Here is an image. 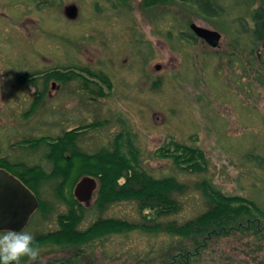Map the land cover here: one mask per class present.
<instances>
[{
    "label": "rangeland",
    "instance_id": "374dc122",
    "mask_svg": "<svg viewBox=\"0 0 264 264\" xmlns=\"http://www.w3.org/2000/svg\"><path fill=\"white\" fill-rule=\"evenodd\" d=\"M192 24L220 33L219 45L211 47L195 34V44L182 39L194 33ZM63 67L83 79L51 82L50 95L28 116L34 99L26 94L34 88L20 81ZM82 69L105 75L110 87ZM41 76L37 86L42 88ZM121 123L133 136L142 167L155 178L201 180L202 175L176 172L170 160L159 157L170 140L194 144L210 162L204 176L223 193L264 205V170L244 159L248 152L264 155V41L253 53L236 47L217 23L178 0L151 8L142 0H0L1 157L18 160L21 140L76 129L82 132L77 146L84 152L111 148ZM29 157L24 156L27 162ZM42 164L50 171L47 161ZM80 173L73 169L68 175L65 198L74 197ZM182 202L183 211L172 218L178 222L206 209L203 196L192 189ZM103 217L142 223L134 202L111 206ZM51 225L57 228L55 217ZM179 243L166 234L139 230L114 234L95 242L79 262L90 261L92 250L91 264H162L169 247ZM73 255L71 249L54 248L41 251L36 261L61 263ZM191 264H264V238H216Z\"/></svg>",
    "mask_w": 264,
    "mask_h": 264
},
{
    "label": "trees",
    "instance_id": "16d2710c",
    "mask_svg": "<svg viewBox=\"0 0 264 264\" xmlns=\"http://www.w3.org/2000/svg\"><path fill=\"white\" fill-rule=\"evenodd\" d=\"M142 1L145 8H151L166 0ZM178 1L193 6L204 19L217 23L231 36L236 47L253 53L264 41V0ZM191 34L186 37L182 34V39L195 44L196 34ZM63 68L37 72L42 75L44 90H47L51 80L68 82L74 78L83 79L76 70ZM82 72L110 87L105 75L89 69H82ZM97 89L101 93V87L97 86ZM94 126L97 124L89 127ZM77 130L54 138L24 140L20 143L21 151H18L19 158L15 161L0 155V169H7L19 176L39 200V209L25 228L34 236V244L41 251L59 248L74 252L72 259L61 263H38L25 257L20 264H80L81 257L88 254V248H93L95 242L136 230L153 235L166 234L180 240L176 249L174 244L169 247L162 264H191V258L216 238L234 234L264 238V205L242 196L227 195L204 176L208 174L210 162L200 146L170 140L159 150V157L170 160L176 172L203 176L195 182H180L174 176L155 178L142 167L140 151L124 125L122 131L116 133L111 148H101L92 153L84 152L77 146L82 136V132ZM85 130L82 129L83 132ZM28 155L30 161L27 162L24 156ZM261 155L248 152L244 159L264 170V155ZM46 161L51 165L50 171H46L42 164ZM76 165L78 170H75ZM73 169L74 172H81L79 179L85 176L97 179L99 188L93 207L80 204L75 196L64 197L63 189ZM121 180L124 182L121 183ZM191 189L203 196L206 209L183 222L172 219L183 211L182 198ZM42 195H46V198L43 199ZM121 202H134L142 223L129 224L103 217L109 207ZM63 205L66 210L59 213L57 209ZM145 211H150L149 215H145ZM52 217H55L56 229H52ZM84 223L89 225L85 229L82 228ZM89 257L90 261L86 264H91L93 260L92 250Z\"/></svg>",
    "mask_w": 264,
    "mask_h": 264
},
{
    "label": "water",
    "instance_id": "95a60500",
    "mask_svg": "<svg viewBox=\"0 0 264 264\" xmlns=\"http://www.w3.org/2000/svg\"><path fill=\"white\" fill-rule=\"evenodd\" d=\"M190 29L211 47H217L222 39L217 31L195 24ZM96 189V180L85 176L77 183L74 196L79 203H89ZM39 206L37 196L25 184L13 174L0 169V232L7 229L24 230Z\"/></svg>",
    "mask_w": 264,
    "mask_h": 264
},
{
    "label": "clouds",
    "instance_id": "9594fccd",
    "mask_svg": "<svg viewBox=\"0 0 264 264\" xmlns=\"http://www.w3.org/2000/svg\"><path fill=\"white\" fill-rule=\"evenodd\" d=\"M41 249L34 244V236L28 231L7 229L0 232V264H20L27 257L36 261Z\"/></svg>",
    "mask_w": 264,
    "mask_h": 264
},
{
    "label": "flooded vegetation",
    "instance_id": "af4514ba",
    "mask_svg": "<svg viewBox=\"0 0 264 264\" xmlns=\"http://www.w3.org/2000/svg\"><path fill=\"white\" fill-rule=\"evenodd\" d=\"M29 75V77L28 76H25L20 82H21V84L22 85H25V84H27V85H29V87L30 86H32L31 88H34V90L33 91H31V93H30V96H29V93H27L26 94V99H31V98H33L34 99V101H33V103H32V105L29 107V111L26 113L27 115L28 114H30L31 112H32V110H33V112L35 113L36 112V110H37V108L39 107V103H40V101L42 100V98H44L46 95L48 96V95H50V93L48 92L49 90V86H50V84H49V86H48V88H47V90H44V87L45 86H43V84H42V88L41 87H39V86H37L38 85V82H40V76L41 75H38L37 74V72H35V73H33V74H28ZM51 82H53V86H56L57 85V82L58 81H56V80H51L50 81V83ZM43 83V82H42ZM35 88H37V90L35 89ZM27 102H29V100L28 101H26V103ZM22 108V107H21ZM32 112V113H33ZM29 116V115H28ZM32 139H34V140H37V138L35 137V138H32ZM38 139H40V137L38 138ZM23 141L21 140V141H19V142H17V146L18 145H20V143H22ZM15 148V147H14ZM1 169H4V168H1ZM7 170V169H6ZM9 171V170H8ZM9 173H11L10 171H9ZM11 174H13V173H11ZM15 177H17L21 182H23L28 188H29V186H28V184L26 183V182H24L19 176H16L15 174H13ZM30 190H31V188H29ZM32 191V190H31ZM33 192V191H32ZM34 193V192H33ZM35 194V193H34ZM80 204H82V203H80ZM89 204H90V202L89 203H84L83 205L84 206H89ZM26 228V227H25ZM25 230V229H24Z\"/></svg>",
    "mask_w": 264,
    "mask_h": 264
},
{
    "label": "bare ground",
    "instance_id": "6f19581e",
    "mask_svg": "<svg viewBox=\"0 0 264 264\" xmlns=\"http://www.w3.org/2000/svg\"><path fill=\"white\" fill-rule=\"evenodd\" d=\"M3 170H6V169H3ZM6 171L9 172L8 170H6ZM87 177H91V176H87ZM91 178H94V177H91ZM94 179H95V178H94ZM95 180H96V182H97V189H96V191L94 192V194H93L92 199L90 200V202L94 199L95 195H97V191H98V188H99V187H98V181H97V179H95ZM22 183H23V182H22ZM23 184H24V183H23ZM93 202H95V200H94ZM38 209H39V208H38ZM38 209H37V210H38ZM37 210H36V211H37ZM36 211H35V212H36ZM34 214H35V213H34ZM34 214H33V215H34ZM33 215H32V217H33ZM32 217H31V218H32ZM31 218H30V220H31ZM30 220H29V222H30ZM29 222H28V224H29ZM28 224H27V225H28ZM27 225H26V227H27Z\"/></svg>",
    "mask_w": 264,
    "mask_h": 264
}]
</instances>
